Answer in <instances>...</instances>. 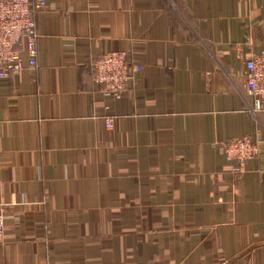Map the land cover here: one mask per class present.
I'll list each match as a JSON object with an SVG mask.
<instances>
[{"label":"crops","instance_id":"1","mask_svg":"<svg viewBox=\"0 0 264 264\" xmlns=\"http://www.w3.org/2000/svg\"><path fill=\"white\" fill-rule=\"evenodd\" d=\"M48 2L37 66L0 83V264H264V111L241 96L264 0ZM119 50L144 68L104 97L91 61Z\"/></svg>","mask_w":264,"mask_h":264},{"label":"built area","instance_id":"2","mask_svg":"<svg viewBox=\"0 0 264 264\" xmlns=\"http://www.w3.org/2000/svg\"><path fill=\"white\" fill-rule=\"evenodd\" d=\"M48 7V0H0V83L27 67L37 66L40 35L36 13ZM91 68L97 92L121 99L127 91L136 89L144 67L134 60L133 51L119 50L97 56ZM245 68L248 91L241 96L247 111L258 118L264 111V50L249 57ZM112 127L113 118H109L107 128ZM258 142L257 135L234 138L225 144L227 157L236 166H244L259 156ZM2 207L0 201V241L5 232Z\"/></svg>","mask_w":264,"mask_h":264}]
</instances>
